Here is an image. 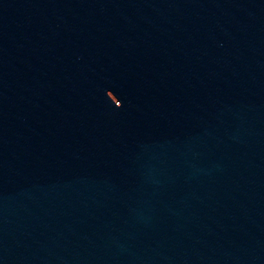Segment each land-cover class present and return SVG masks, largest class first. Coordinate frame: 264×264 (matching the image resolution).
Segmentation results:
<instances>
[{"label":"water","instance_id":"95a60500","mask_svg":"<svg viewBox=\"0 0 264 264\" xmlns=\"http://www.w3.org/2000/svg\"><path fill=\"white\" fill-rule=\"evenodd\" d=\"M0 264H264V0H0Z\"/></svg>","mask_w":264,"mask_h":264}]
</instances>
